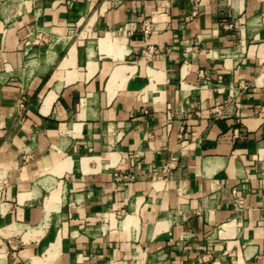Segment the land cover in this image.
<instances>
[{
    "label": "crops",
    "instance_id": "obj_1",
    "mask_svg": "<svg viewBox=\"0 0 264 264\" xmlns=\"http://www.w3.org/2000/svg\"><path fill=\"white\" fill-rule=\"evenodd\" d=\"M263 11L0 0V264H264Z\"/></svg>",
    "mask_w": 264,
    "mask_h": 264
},
{
    "label": "built area",
    "instance_id": "obj_2",
    "mask_svg": "<svg viewBox=\"0 0 264 264\" xmlns=\"http://www.w3.org/2000/svg\"><path fill=\"white\" fill-rule=\"evenodd\" d=\"M194 15L197 14V11H194ZM259 24L263 25L264 24V11L262 13L261 19H259ZM131 28L133 30L137 29V26L133 23ZM152 25L150 23H145L144 26L142 27V31L144 34L148 35L151 32ZM149 52V50H148ZM233 196H234V205L237 210H242L244 207L245 203V196L243 194V189L241 187H235L233 189ZM133 264V263H131Z\"/></svg>",
    "mask_w": 264,
    "mask_h": 264
}]
</instances>
